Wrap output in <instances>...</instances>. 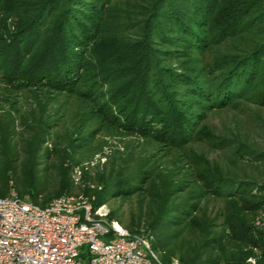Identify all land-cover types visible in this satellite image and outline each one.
<instances>
[{
	"label": "trees",
	"instance_id": "trees-1",
	"mask_svg": "<svg viewBox=\"0 0 264 264\" xmlns=\"http://www.w3.org/2000/svg\"><path fill=\"white\" fill-rule=\"evenodd\" d=\"M139 1L138 32L128 40L108 20L116 9L110 0H26L11 29L3 20L14 11L11 1L0 0L2 87L32 93L38 113L35 121H21L22 133L43 134L49 98L73 95L92 102L96 117L108 127L179 149L203 119L205 105L224 106L251 83L258 65L264 73L260 48L220 63L222 68L213 74L218 81L210 89L186 63L173 67L162 62L165 54L232 36L250 23L263 28L264 0ZM164 42L175 48L158 47ZM94 70L104 72V86L91 79ZM263 79L257 96L264 103ZM11 125L0 123V155L6 166L0 197L13 190L44 205L68 192L71 183L63 159L54 166L56 187L48 191L47 177L42 178L35 158L39 145L31 140L25 144L21 138L11 141ZM17 153L24 156L18 164L11 158ZM195 157L202 170L191 163L184 170L178 162L176 167L168 163L127 174L112 167L85 191L94 195V208L111 198L143 193L146 205L128 222V230L148 233L163 262L177 257L180 264H252L245 260L254 256V264H264V181L237 182ZM210 195L224 199L218 233L204 204ZM81 257L87 258L86 252Z\"/></svg>",
	"mask_w": 264,
	"mask_h": 264
},
{
	"label": "rangeland",
	"instance_id": "rangeland-1",
	"mask_svg": "<svg viewBox=\"0 0 264 264\" xmlns=\"http://www.w3.org/2000/svg\"><path fill=\"white\" fill-rule=\"evenodd\" d=\"M10 1V7L14 11L8 15L4 14L3 20L11 29L14 17H20L23 12V8L20 9L19 6L24 5L26 0ZM110 1L114 3L112 7L116 9L112 11L114 13L110 16L112 18L109 17L108 20L115 25L114 28H117L119 35L130 40L138 32L141 17V8L138 6L140 1ZM260 26L250 23L248 27L245 26L232 36H224L221 39L213 37L203 45L191 46L184 50L181 45H176L177 49L183 51L160 56H163L162 62L165 65L176 67L186 63L190 70L201 77V84L207 85L210 89L213 83L218 81L216 80L218 76L213 74L222 68L220 63L225 60L237 56L246 57L248 53L258 48L259 56L264 60V26L263 28ZM158 47L164 50L175 48L166 42L158 44ZM262 69L263 65H258L251 83L230 96L224 106L210 108L205 105L204 109L202 108L205 110L203 119L191 130L189 141L179 149L157 144L154 140H146L120 128L108 127L96 117L92 102L82 101L73 95L57 94L49 98L45 116L43 114L47 125L43 134L31 136L22 133L21 121L38 119L37 111L34 112L33 94L26 90H5L1 80L0 123L2 127L12 122L9 135L11 141L21 138L25 144L26 140H31L36 146L39 145L35 158L42 178L47 177L48 191L56 187L57 173L54 166L62 158L71 183V188L66 193L83 195L91 202L94 195L86 193L85 190L95 187L97 177L102 173L107 174L112 167L127 174L137 168L153 167L154 170L168 163L176 167L178 162L182 163L184 170L190 167L188 163L196 164L198 170H202V165L195 156H201L209 168L237 182L260 183L264 181V103L259 100L257 93L263 83ZM93 74L91 79L103 81L101 86L106 84V79H103L104 72L98 73L94 70ZM23 157L22 153L11 156L17 164ZM5 172L6 166L0 155V180L4 179ZM39 200H42V197ZM146 200L143 193H134L108 199L100 207L107 220L115 221L128 230V222L145 207ZM204 204L209 216L214 219L213 231L220 232L222 224L220 212L224 199L210 195L206 197ZM259 215L258 212L255 218L257 219Z\"/></svg>",
	"mask_w": 264,
	"mask_h": 264
},
{
	"label": "built area",
	"instance_id": "built-area-1",
	"mask_svg": "<svg viewBox=\"0 0 264 264\" xmlns=\"http://www.w3.org/2000/svg\"><path fill=\"white\" fill-rule=\"evenodd\" d=\"M101 209L83 195L40 205L11 190L0 197V264H180L177 257L163 262L148 233H130Z\"/></svg>",
	"mask_w": 264,
	"mask_h": 264
}]
</instances>
